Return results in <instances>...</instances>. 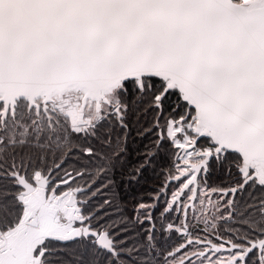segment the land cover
Wrapping results in <instances>:
<instances>
[{
    "label": "snow or ice",
    "instance_id": "1",
    "mask_svg": "<svg viewBox=\"0 0 264 264\" xmlns=\"http://www.w3.org/2000/svg\"><path fill=\"white\" fill-rule=\"evenodd\" d=\"M133 131L152 140L129 184L170 153L129 236L98 213ZM213 166L226 180L209 183ZM82 250L264 264V0H0V264Z\"/></svg>",
    "mask_w": 264,
    "mask_h": 264
},
{
    "label": "trees",
    "instance_id": "2",
    "mask_svg": "<svg viewBox=\"0 0 264 264\" xmlns=\"http://www.w3.org/2000/svg\"><path fill=\"white\" fill-rule=\"evenodd\" d=\"M152 138L141 139L136 135V132L133 131L128 140V163L127 167L124 169L123 183L121 187L117 189V197L113 200V204L109 207L106 206L100 209L98 215L104 216L105 220L116 222V231H119L120 228L127 227V235L132 236L135 233L136 228L131 222L134 220V207L138 200L141 197L147 198L152 189L156 188L160 183L159 173L162 168L167 166L169 160L170 149L167 145L160 149L159 159L154 169L150 168L148 171L143 172L137 181H133L131 184L127 182V171L131 169L138 161V153L144 151L145 145L151 143ZM83 161H77L75 158H70L66 167L71 170L72 166L80 167ZM209 183L218 184L226 180V176L220 172L218 167L213 166L209 172ZM102 203V198H94L90 204V208H95L97 205ZM107 214V215H105ZM122 220H126L127 223H121ZM124 235V233H122ZM163 243V241H161ZM169 243H175V239L169 241ZM82 261V264H88V261L91 259L88 252L82 250V255L78 258Z\"/></svg>",
    "mask_w": 264,
    "mask_h": 264
}]
</instances>
